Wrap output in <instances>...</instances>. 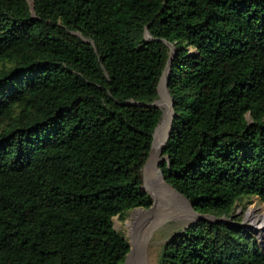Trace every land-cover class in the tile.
<instances>
[{
  "label": "trees",
  "instance_id": "1",
  "mask_svg": "<svg viewBox=\"0 0 264 264\" xmlns=\"http://www.w3.org/2000/svg\"><path fill=\"white\" fill-rule=\"evenodd\" d=\"M166 71L163 178L227 221L171 235L158 264H264L234 219L264 203V0H0V264L125 263L113 219L153 205Z\"/></svg>",
  "mask_w": 264,
  "mask_h": 264
},
{
  "label": "rangeland",
  "instance_id": "2",
  "mask_svg": "<svg viewBox=\"0 0 264 264\" xmlns=\"http://www.w3.org/2000/svg\"><path fill=\"white\" fill-rule=\"evenodd\" d=\"M27 1L32 7L33 0ZM145 39L150 40L151 36L146 33ZM167 45L169 47L170 57L172 58L175 54L174 46L170 43ZM167 77L168 71L162 76L159 84L158 97L153 101V105L158 107L162 113V119L155 133V142L149 158L150 161L152 155L156 157V167L152 161V167L150 164L149 169L148 161L142 171L143 187L152 197L153 205L149 209H134L128 212L124 218L117 216L113 219L115 229L126 237L131 246L124 264H158L162 247L167 239L201 218L200 215L193 210L190 203L191 209L183 205L180 198L168 189V187L170 188L171 186L168 185L161 176L157 175V171L161 172L160 165L166 160V157L163 156V149L168 140L169 133L171 132L174 117L172 100L167 88ZM167 118L168 120L166 121ZM165 122L166 125H164ZM157 136L160 138V143L158 147H155ZM173 191L181 196L174 189ZM182 198L185 199L184 197ZM154 207H156V209L153 214L148 216L149 218H147V220L143 219V213H149ZM140 212L143 213L141 214ZM263 215L264 203L258 197H253L246 200L244 205H240L236 209L234 219L235 221L240 219L239 222L242 225L256 232L258 231L256 236H258L261 245L264 247V229H257V226L262 222ZM202 217L215 220V218L208 216ZM225 221H227V219ZM138 242H140V247L135 249Z\"/></svg>",
  "mask_w": 264,
  "mask_h": 264
},
{
  "label": "bare ground",
  "instance_id": "3",
  "mask_svg": "<svg viewBox=\"0 0 264 264\" xmlns=\"http://www.w3.org/2000/svg\"><path fill=\"white\" fill-rule=\"evenodd\" d=\"M171 115V114H170ZM170 115H169V117H170ZM168 117V118H169ZM168 118L166 119V121L168 120ZM164 125H166V122H165V124ZM163 139V138H162ZM160 143V138H159V136H157V138H156V144H155V147H158V144ZM155 155V154H154ZM155 156H153L152 155V157H151V159H150V161H149V163H148V168L150 169V164H151V167H152V161H153V164H154V166L156 167V165H155ZM157 175H159V176H161L162 178H163V175H162V173L161 172H159V171H157ZM164 179V178H163ZM165 181V180H164ZM161 200V199H160ZM187 201V200H186ZM161 204V203H160ZM162 204H163V202H162ZM155 209H156V207H154L153 208V210H151L149 213H147V214H144L143 212H140L141 214L143 213V219H145V220H147V218H149L148 216H150V215H152L153 214V212L155 211ZM257 229L259 230V229H264V215H263V218H262V222L259 224V226H257ZM256 232V231H255ZM257 233H258V231H257ZM143 240V239H142ZM140 247V242H138V244L135 246V249L136 248H139Z\"/></svg>",
  "mask_w": 264,
  "mask_h": 264
},
{
  "label": "water",
  "instance_id": "4",
  "mask_svg": "<svg viewBox=\"0 0 264 264\" xmlns=\"http://www.w3.org/2000/svg\"><path fill=\"white\" fill-rule=\"evenodd\" d=\"M33 7V6H32ZM88 43H90V44H93V42H91V41H87ZM168 80H169V76L167 77V84H168ZM173 106V105H172ZM173 119H174V117H173ZM173 122V121H172ZM159 126V125H158ZM158 126H157V128H158ZM157 128H156V130H155V133H156V131H157ZM172 129V128H171ZM155 133H154V141H153V146H154V142H155ZM170 135H171V132L169 133V136H168V139H169V137H170ZM153 148V147H152ZM151 156V155H150ZM161 173H162V171H161ZM162 175H163V173H162ZM182 196V195H181ZM192 207V206H191ZM202 221H205V222H212V220H210V219H208L207 217H201L200 218ZM215 222L216 223H223V222H226L225 221V219H217V218H215ZM243 227H246L247 228V226H245V225H242ZM251 228V227H250ZM255 234H257V232H254Z\"/></svg>",
  "mask_w": 264,
  "mask_h": 264
}]
</instances>
